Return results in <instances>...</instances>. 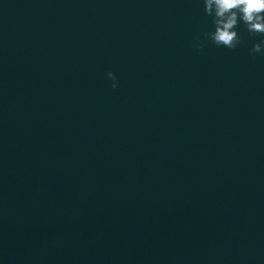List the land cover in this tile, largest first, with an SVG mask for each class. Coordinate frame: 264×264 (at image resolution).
<instances>
[{
  "label": "water",
  "instance_id": "95a60500",
  "mask_svg": "<svg viewBox=\"0 0 264 264\" xmlns=\"http://www.w3.org/2000/svg\"><path fill=\"white\" fill-rule=\"evenodd\" d=\"M235 30L207 39L203 0H0V264H264V35Z\"/></svg>",
  "mask_w": 264,
  "mask_h": 264
},
{
  "label": "clouds",
  "instance_id": "9594fccd",
  "mask_svg": "<svg viewBox=\"0 0 264 264\" xmlns=\"http://www.w3.org/2000/svg\"><path fill=\"white\" fill-rule=\"evenodd\" d=\"M205 14L212 18L214 32L204 33L217 47H226L235 51L241 43V38L235 30L242 21L250 34L264 35V0H203ZM200 51L203 46L199 37L196 38ZM252 55H264V41L255 44L251 50ZM112 81L111 87H118L117 77L114 73H107Z\"/></svg>",
  "mask_w": 264,
  "mask_h": 264
}]
</instances>
